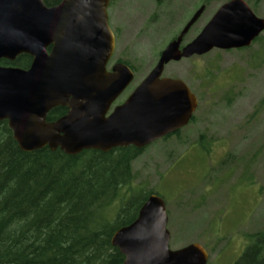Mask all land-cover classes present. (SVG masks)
Wrapping results in <instances>:
<instances>
[{
	"label": "water",
	"instance_id": "95a60500",
	"mask_svg": "<svg viewBox=\"0 0 264 264\" xmlns=\"http://www.w3.org/2000/svg\"><path fill=\"white\" fill-rule=\"evenodd\" d=\"M107 3L63 0L47 7L43 0H0V61L12 62L20 55L32 59L28 69L0 65V122H7L21 151L48 147L75 156L129 145L144 148L185 127L197 107L182 80L161 77L166 64L213 49L248 47L264 32V19L243 0H231L180 51L182 37L204 11L201 7L141 84L106 117L110 103L132 81L125 66L115 67L112 76L105 72L114 45ZM57 107L67 113L47 121ZM167 224L164 199L150 194L137 218L113 234L111 244L123 255V264H207L200 244L172 251Z\"/></svg>",
	"mask_w": 264,
	"mask_h": 264
},
{
	"label": "rangeland",
	"instance_id": "374dc122",
	"mask_svg": "<svg viewBox=\"0 0 264 264\" xmlns=\"http://www.w3.org/2000/svg\"><path fill=\"white\" fill-rule=\"evenodd\" d=\"M206 1L182 0L186 17ZM244 1L264 19V0ZM208 2L188 39L226 0ZM161 36L136 45L141 66L124 96L155 66L168 42ZM163 76L179 78L191 88L198 99L194 121L180 142L143 151L133 163L134 184L156 188L164 199L172 251L197 243L207 251L208 264H231L242 243L264 231V32L245 51L213 50L169 63ZM200 136L211 144L209 154L189 149Z\"/></svg>",
	"mask_w": 264,
	"mask_h": 264
},
{
	"label": "trees",
	"instance_id": "16d2710c",
	"mask_svg": "<svg viewBox=\"0 0 264 264\" xmlns=\"http://www.w3.org/2000/svg\"><path fill=\"white\" fill-rule=\"evenodd\" d=\"M58 1L43 0L47 7ZM31 61L20 55L0 65L28 69ZM66 110L53 109L47 121ZM195 145L208 144L200 136ZM141 155L128 148L75 156L48 147L23 152L0 122V264H123L113 234L137 218L150 194L160 196L134 184L133 163ZM249 241L236 264H264V231Z\"/></svg>",
	"mask_w": 264,
	"mask_h": 264
},
{
	"label": "flooded vegetation",
	"instance_id": "af4514ba",
	"mask_svg": "<svg viewBox=\"0 0 264 264\" xmlns=\"http://www.w3.org/2000/svg\"><path fill=\"white\" fill-rule=\"evenodd\" d=\"M62 1L63 0H59L58 3H56L53 6L59 5ZM229 1H231V0H226L225 3L229 2ZM208 3H209L208 0L206 1V3H202L201 6L196 11L193 10V12H191L188 15V17H186L187 6L182 3V0L178 3H173L171 0H108L105 12H106V16H107V25L111 31L112 36H113L114 45H113V50H112V52H111V54H110V56H109V58L105 64V72H106L107 76H112V75L116 74L114 72L115 67L125 66L132 73V81L127 86V88L110 103L108 110L106 112V117L109 116L115 110V108L121 106L127 100V98L130 96V94L133 92V90L137 86H139L141 84V82L146 78V76L151 72L150 71L134 87V89L131 91V93L129 95L124 96V93L126 92L128 87H130L131 84L133 83V81L135 80L136 75L139 71V67L141 66V63L139 62L138 52L135 51L136 45L141 44L144 40L153 39L154 36L162 35L161 37L167 39L168 42L164 45V47L156 55L158 57L157 58V62H158L160 55H161V52L164 50V48L169 43L179 39V37L181 36V34H182L184 28L186 27L187 23L189 22V20L194 16V14L201 7H204V11H205V8L208 5ZM225 3H223V4H225ZM53 6H51V7H53ZM204 11H203V13H204ZM202 14H201V16H202ZM200 17L196 20V22L193 23V25L188 29L187 33L182 37L181 43L179 45L180 51H182L183 47H185L187 44H189L191 41H193L196 38V36L201 32V30H200L199 33H197V35H195L194 37H192L190 39L187 38L188 34L191 32L193 27L199 21ZM258 39H259V37L256 38L253 42H251V44L248 47H244V48H234V49H229V50H220V49H213V50H217L219 52L222 51V52H226V53L232 52V51L241 52V51L247 50L253 43H256L258 41ZM213 50H211V51H213ZM202 56L203 55H201V56L193 55L189 58H181L179 61H171L169 63H177L180 61H189L191 59H198L199 57H202ZM157 62H156V64H157ZM168 64H166V65H168ZM165 66H164V68H165ZM161 77L162 78H168V77L163 76V73H162ZM172 79H179V78H172ZM184 83L186 84V86L191 91V88L188 86V84L186 82H184ZM196 101H197V105H198L197 97H196ZM195 112H196V109H195ZM195 112L193 113L191 120L189 121V123L185 127L181 128V129L177 130L176 132L169 134V135H167V136H165L159 140L154 141L153 143L149 144L148 146H145L144 148L138 149L132 145L125 146V147H118V148L134 149V150L141 151L143 153L144 150L148 149L149 147H153L157 144L158 145L164 144V143L167 144V143H171L172 141L176 142V143L180 142L181 137L183 136L182 135L183 130L190 123H192L194 121ZM202 137L203 136H201V138ZM178 145H180V144H178ZM203 145H200V146L204 147ZM210 145L211 144L209 143V145L205 146L204 150L202 147H200L198 149L196 147L197 145H191L189 147V149L191 150V149L196 147L198 152L203 153V155H205V154H209V152L211 151ZM175 146H177V144H174V147ZM250 245H251V243H242L241 247L238 249V252H235L237 259L234 262H232L231 264H236L239 261V259L246 253V251L248 250ZM208 259H209V257H208Z\"/></svg>",
	"mask_w": 264,
	"mask_h": 264
}]
</instances>
